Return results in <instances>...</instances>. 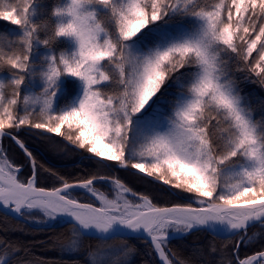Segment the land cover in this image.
I'll use <instances>...</instances> for the list:
<instances>
[{
	"label": "snow or ice",
	"instance_id": "6c2138e0",
	"mask_svg": "<svg viewBox=\"0 0 264 264\" xmlns=\"http://www.w3.org/2000/svg\"><path fill=\"white\" fill-rule=\"evenodd\" d=\"M36 14L28 0H0V19L20 29L15 38L0 35V72H9L0 79V138L13 139L30 167L21 177L22 166L0 146V207L67 217L72 238L61 248L71 253L98 234L102 247L86 264H131L134 248L107 243L127 232L146 234L160 264H192L169 257L170 229L240 237L202 264H264V251L240 255L255 239L240 234L253 223L264 227V98L253 99L237 75L255 74L264 85V0H66L46 19L37 22ZM61 40L67 47L57 52ZM41 45L46 52L35 60ZM66 80L76 84L74 94ZM24 126L138 170L189 202L161 207L106 176L58 177L61 187H39L41 166L18 138ZM74 190L99 206L71 198ZM0 248V264H11L18 249L2 240ZM216 251L211 243L209 254Z\"/></svg>",
	"mask_w": 264,
	"mask_h": 264
},
{
	"label": "trees",
	"instance_id": "16d2710c",
	"mask_svg": "<svg viewBox=\"0 0 264 264\" xmlns=\"http://www.w3.org/2000/svg\"><path fill=\"white\" fill-rule=\"evenodd\" d=\"M11 2L21 4L22 0H11ZM64 2L66 0H28V3L32 4L37 10L34 17L37 22L48 18L54 10V6ZM209 2H218V0H209ZM19 32L18 26L0 19V35L7 34L10 38H15ZM66 47V42L62 40L54 45L57 52ZM4 51H8V49L5 48ZM45 52V47L39 46V52L34 55L33 59L40 60ZM253 56H256L255 52ZM237 75L241 79V88L250 94L253 99L264 98V85L259 83V78L255 74L237 73ZM245 75H249V80L245 81L243 79ZM8 76L9 72L6 69L0 72V79H5ZM39 83V81L36 82L37 89ZM65 85L66 91L75 93V83L66 80ZM10 93L11 90L9 89L8 94L10 95ZM66 102L63 101L60 106L63 107ZM253 107H255V104ZM255 116L257 119L261 116L258 109ZM5 131H12L15 137L17 135L16 130L5 129ZM18 131V138L27 144L36 158V162L41 166L38 172L39 187L46 189L61 187L58 177H63L69 183H74L88 179L93 175L106 176L121 179L132 192L139 195H148L154 204L161 207L189 202L179 195L180 190L171 189L170 186H164L160 183H153L154 178L146 177L144 174L138 173V170L123 168L114 161H102L100 158L94 157L93 154L86 152V150L67 144L62 137L54 134L42 135L41 133H44L45 130H29L28 126H24L23 129ZM1 140L3 149L7 150L6 155L15 161L14 165L16 167L22 166L21 177L29 175V163L13 140L7 136H4ZM94 188L107 195L113 193L110 184L107 182H97L94 184ZM71 193L80 201L95 203L82 190H74ZM23 217L24 221L17 220L0 211V240L6 242V245L15 246L18 249L11 257V264H19L22 260H35L41 262V264H86L88 253L95 251L98 246L102 247L103 242L98 237L89 236L87 239H83V246L77 253H71L61 248L62 245L68 244L72 238L71 224L52 226L34 224L33 220L44 219L39 212L24 214ZM240 235L255 236V239L247 247L243 245L240 247L241 258L264 251V239L261 238L264 237V227L260 224L252 226L246 233ZM239 238V236L216 238L200 229L170 239L167 250L170 258L175 254L177 259H188L192 261V264H202V262L219 260L223 245L235 244ZM125 242L129 247L135 249V252L130 254L131 264H160L151 244L143 238H114L107 241L108 244L115 246H120ZM211 243L216 245L217 251L209 254ZM3 255V249L0 248V256ZM100 259L101 257L97 256V260Z\"/></svg>",
	"mask_w": 264,
	"mask_h": 264
},
{
	"label": "water",
	"instance_id": "95a60500",
	"mask_svg": "<svg viewBox=\"0 0 264 264\" xmlns=\"http://www.w3.org/2000/svg\"><path fill=\"white\" fill-rule=\"evenodd\" d=\"M8 137V136H7ZM13 137H15L14 135H13ZM3 138V137H2ZM2 138H0V140L2 139ZM13 140V139H12ZM13 142H14V140H13ZM14 144H15V142H14ZM16 145V144H15ZM17 146V145H16ZM80 203H88V201L87 202H82V201H79ZM95 206H97V205H95ZM173 206V205H172ZM193 207H199V206H194V204L192 205ZM98 207V206H97ZM166 207H171V206H166ZM0 211L1 212H3V214H6V215H8V216H11V217H13V218H15V219H17V220H25L24 219V217L23 216H21V215H19V214H16L15 212H12V211H8L7 209H5V208H2V207H0ZM24 212H25V210H23ZM60 220H61V225H63V224H66L67 222V217H65V216H61L60 218H59ZM257 224H259L258 222L257 223H253V224H250V226L247 228V230L249 229V228H251L252 226H254V225H257ZM192 231H194V230H192ZM192 231H190V232H192ZM189 232V233H190ZM207 233H209L211 236H213V237H216V238H229V237H233V236H227V237H225L223 234H221V235H214L211 231H206ZM185 234H188V233H185ZM90 236H92V237H98V234H92V235H90ZM146 236V234H138V233H131V232H127V233H125V238H140V239H144V240H146V241H148L149 243H150V241H149V239H145L144 237ZM171 236V239L172 238H175V237H177L176 235H170ZM117 238H121V237H117ZM151 244V243H150ZM152 246V245H151ZM153 248V247H152ZM155 252V251H154ZM155 254H156V256H157V258H158V260H159V262H160V259H159V256H158V254L155 252ZM256 254V253H255ZM255 254H253V255H255Z\"/></svg>",
	"mask_w": 264,
	"mask_h": 264
},
{
	"label": "rangeland",
	"instance_id": "374dc122",
	"mask_svg": "<svg viewBox=\"0 0 264 264\" xmlns=\"http://www.w3.org/2000/svg\"><path fill=\"white\" fill-rule=\"evenodd\" d=\"M0 146H2V140H0ZM14 167H16V166L14 165ZM111 188L113 190V193L111 195H109L110 197H112V196L115 195V191H114L113 187H111ZM84 192L86 193V191H84ZM86 194L94 200L95 205L99 206V203L95 201V198L92 196V194H89V193H86ZM70 196H71V198H76L74 195H72V193H70ZM76 199H78V198H76ZM128 199H130V200L133 199V197H132L131 194L128 195ZM135 202H139V201H135ZM195 205L201 207V205H199V204H195ZM33 212H39V213H41L43 215V213L40 212L39 210H25V214H29V213L31 214ZM43 218H44L43 220H33L34 221V224H40V225L43 224V225H46V226H52V225H57V224H60L61 223V220L60 219L50 220V219H48L44 215H43ZM169 232H170V235H173V236L176 235L177 237L184 234V233L175 232V231H173L171 229L169 230Z\"/></svg>",
	"mask_w": 264,
	"mask_h": 264
}]
</instances>
